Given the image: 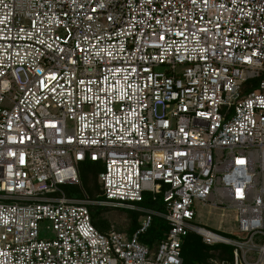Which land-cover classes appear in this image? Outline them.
Masks as SVG:
<instances>
[{"label":"built area","instance_id":"2783aa9c","mask_svg":"<svg viewBox=\"0 0 264 264\" xmlns=\"http://www.w3.org/2000/svg\"><path fill=\"white\" fill-rule=\"evenodd\" d=\"M86 161L102 200L63 189ZM90 205L142 211L140 228L101 232ZM198 205L234 210L247 242ZM191 231L264 264V0H0V264H182Z\"/></svg>","mask_w":264,"mask_h":264},{"label":"rangeland","instance_id":"374dc122","mask_svg":"<svg viewBox=\"0 0 264 264\" xmlns=\"http://www.w3.org/2000/svg\"><path fill=\"white\" fill-rule=\"evenodd\" d=\"M160 69L163 70L164 68L160 67ZM94 166L95 165L90 161L78 164L79 170L81 169L82 171L84 188L88 191L92 199L100 200L104 199V197L102 196V191L100 190L99 183L94 173ZM63 189L66 191V194L68 196H83L82 189L77 186L64 185ZM141 205L142 203H139V206ZM90 209L96 215H98L100 211L104 209L102 214L100 216L98 215L100 224L106 225L104 221L106 219L109 222L110 228H113L116 231L127 233H129V229L132 225V216L130 214H133L136 211L143 215L142 211L122 209L111 207L108 205H90ZM140 219L141 218H139V221ZM196 223L202 227L213 230L223 235L231 236L230 234H234L231 236L233 237L231 238L233 240L247 242L248 234L239 232V224L235 220V212L232 209L223 210L218 207L198 205ZM237 235H241L245 239L241 240ZM40 237L45 239H51L54 237L52 223L50 221H40ZM260 238L261 237H257L254 239V242L258 245L262 244L263 242ZM212 246L215 248V250L209 252L212 256L208 259V264H236L235 260L233 261L231 259H227L223 254H221V252H223L226 256H231L235 248L234 245L227 243H218ZM259 257L260 252L257 249L250 250L247 254V260L250 262H255ZM240 264H247V262L245 261L244 251L240 253Z\"/></svg>","mask_w":264,"mask_h":264},{"label":"trees","instance_id":"16d2710c","mask_svg":"<svg viewBox=\"0 0 264 264\" xmlns=\"http://www.w3.org/2000/svg\"><path fill=\"white\" fill-rule=\"evenodd\" d=\"M91 163H93L95 165L94 166V168H95L94 173H95L96 179L98 181V174L100 171H102L103 167H102V165H100L96 162H91ZM79 173H80L81 183H80V185H74V186H77V187L82 189L83 196H78V197H74V198L95 200V199H92L90 197L88 191L83 186V177H82L81 169L79 170ZM70 197H73V196H70ZM100 200H102V199H100ZM140 203H142L141 206H143V208L150 209V210H153V211H156L159 213L165 212L164 203L162 201V198H160V197L154 201V200H152L150 195L147 193V194H145L143 201ZM122 209H125V208H122ZM103 210L100 211V213L98 214L99 216L102 214ZM90 212H91L93 224L101 232H108L111 229L109 222L106 219L104 220L106 225H102L99 222L98 215L93 213L91 209H90ZM130 215L132 216V225H131V228L129 229V233L133 234L134 232H136L140 228L139 218H141L142 214L135 211V213L130 214ZM169 229H170V225L168 224V222L165 219H163L162 217H160L158 215L154 216L150 227L147 229L146 232H144L140 235L139 240L143 244H147L151 247H154V245L157 242H159L160 240H162L166 236ZM221 235H223V234H221ZM230 235L232 236L234 234H230ZM223 236L230 238V239L233 238V237L227 236V235H223ZM212 250H215V248L212 245L206 244L203 240V237L200 234L191 231L188 233V235L186 236L185 241L183 243V247H182L183 263L182 264H208V259L212 256L209 252ZM234 250H235V248H234ZM234 250H233L231 256H226L223 252H221V254H223L224 257H226L227 259H231L234 261ZM216 251H218V250H216Z\"/></svg>","mask_w":264,"mask_h":264},{"label":"bare ground","instance_id":"6f19581e","mask_svg":"<svg viewBox=\"0 0 264 264\" xmlns=\"http://www.w3.org/2000/svg\"><path fill=\"white\" fill-rule=\"evenodd\" d=\"M205 232L207 233H211L213 234V232H209L208 230H204ZM219 239H221L222 241H225V242H228V243H235V241L233 239H230V238H227V237H224V236H219Z\"/></svg>","mask_w":264,"mask_h":264}]
</instances>
